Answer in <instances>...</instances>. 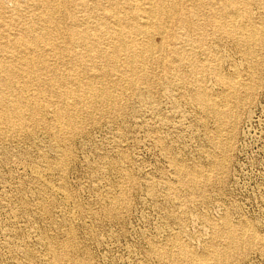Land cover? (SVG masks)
<instances>
[{
    "label": "rangeland",
    "instance_id": "rangeland-1",
    "mask_svg": "<svg viewBox=\"0 0 264 264\" xmlns=\"http://www.w3.org/2000/svg\"><path fill=\"white\" fill-rule=\"evenodd\" d=\"M249 2L252 20L264 21V0ZM11 7L6 4L5 20ZM212 29L187 49L200 62L210 56L223 75L235 73L254 90L229 102L221 137L213 139L212 117L188 96L201 77L187 64L170 73L157 69L161 80L138 96L127 91L117 116H81L64 143L54 139L44 99L38 101L42 123L19 132L0 125V264H54V254L64 264H182L160 253L177 243L201 254L219 245L214 227L224 226L245 238L225 264H264V42L247 60L232 39ZM201 81L211 94L222 92L210 74ZM59 159L62 171L54 167ZM171 159L206 174L215 161L223 169L191 193ZM122 194L125 201L112 209Z\"/></svg>",
    "mask_w": 264,
    "mask_h": 264
},
{
    "label": "bare ground",
    "instance_id": "bare-ground-1",
    "mask_svg": "<svg viewBox=\"0 0 264 264\" xmlns=\"http://www.w3.org/2000/svg\"><path fill=\"white\" fill-rule=\"evenodd\" d=\"M8 3L12 9L5 20ZM249 4V0H0V125L19 132L28 123H42L43 108L38 101L44 99L53 115L54 139L64 143L67 135L77 132L81 116L95 120V116L121 114L127 91L138 96L161 80L157 69L170 73L187 64L192 75L203 79L210 74L222 87L220 95H213L196 77L188 92L198 111L212 117L216 125L213 139L221 137L231 118L229 102L253 89L239 82L235 73L223 75L210 56L204 62L195 59L194 49L187 47L198 36L204 39L210 27L232 39L247 60L255 57L264 42V21L252 20ZM14 26L16 32L11 29ZM179 81L187 84L185 73H179ZM171 160L181 184L191 193L210 181V173L223 169L215 161L206 174L196 166L188 169L179 160ZM54 167L62 171L63 159ZM123 201L125 194L110 206L115 209ZM235 230L214 227L220 243L201 254L176 243L160 257L182 264H225L231 252L245 242ZM64 261L62 255L54 254V264Z\"/></svg>",
    "mask_w": 264,
    "mask_h": 264
}]
</instances>
